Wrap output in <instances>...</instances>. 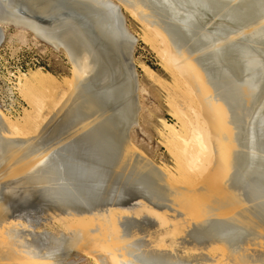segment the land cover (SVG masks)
I'll list each match as a JSON object with an SVG mask.
<instances>
[{"label":"bare ground","instance_id":"obj_1","mask_svg":"<svg viewBox=\"0 0 264 264\" xmlns=\"http://www.w3.org/2000/svg\"><path fill=\"white\" fill-rule=\"evenodd\" d=\"M49 1L0 0V26L4 32L12 24L18 27L24 41L30 30L56 49H64L60 43L63 40L75 44L76 51L71 55L64 49L73 62L71 74L57 76L43 71V67L21 74L19 91L31 110L25 109L23 115L13 119L0 105V180L19 173L18 178L0 181V264H61L38 254H24L27 250L23 241L7 230L13 226L17 218H12L20 209H34L46 200L65 207L64 219L89 224L96 213L87 217L82 211L92 213L101 210L98 207L115 203L125 206L139 198L132 209L123 211L155 215L158 219L155 223L166 231L173 226L171 231L175 235L182 233L184 226L192 227L188 233L191 240H182L187 245L174 251L168 248L169 241L161 238L131 258H118L115 251L108 250L109 244L93 241L91 245H100L99 250L106 253L101 258L103 264H184L180 262L183 253L191 259L188 264H264V231H256L259 227L264 230V194L254 187L250 197H246L232 188L231 183L241 164L243 111H248L249 105L256 106L258 94L264 89V57L249 48L241 53L244 67L239 68L235 61L227 59V51L222 56L221 52L214 53L223 47L233 57V45L264 25V4L254 19L237 25L235 30L220 23L225 25L221 28H228L231 33L222 29L214 33L211 26L200 44H189L172 25L159 23L167 17L196 25L193 15L178 12L176 0H102L114 4L116 9L123 7L124 19L130 13L141 21L145 38L170 70L169 79L161 80L149 65L143 64L148 78L159 81L166 90H173L169 94L173 96L170 105L180 123L179 129L167 124L169 133L165 142L175 160L159 164L132 136L133 129L141 126L140 113L145 109L141 92L148 91L138 77L134 55L138 37L127 28L126 21L123 25L119 20L124 34L110 20L109 28L114 34L111 37L110 32L106 37L109 45L96 55L76 27L71 29L68 39L66 33H52L56 25L38 21ZM134 19L131 23L137 26ZM108 48L113 53H108ZM121 57L129 65L122 86L125 93L117 95L122 96L121 100L112 105L110 98L100 103L82 83L94 71L99 73L102 85L109 82L114 70V74H123ZM55 122L56 132L62 135L59 141L82 132L62 150L67 151V158L76 152L75 159L79 156L97 159L100 169L93 173L98 176L96 186L81 187V182H75L80 176L87 177L88 171L77 174L69 159L50 170L41 164L34 168L33 163L40 155L37 153L26 154L21 164L15 162L21 150L17 144L28 141L16 137H28ZM226 212L232 213L219 217ZM237 224L242 226L234 231L231 225ZM246 225L248 232L243 230ZM76 230L91 238L88 230ZM81 239L78 234L69 239L70 249L85 246L89 249L83 251H91L94 246L80 242Z\"/></svg>","mask_w":264,"mask_h":264},{"label":"rangeland","instance_id":"obj_2","mask_svg":"<svg viewBox=\"0 0 264 264\" xmlns=\"http://www.w3.org/2000/svg\"><path fill=\"white\" fill-rule=\"evenodd\" d=\"M175 1V0H173ZM177 10L180 13L186 15H193L192 18L196 20V25L191 26L186 20H177L174 18L168 19L164 17L161 25H172L179 33L184 34L185 39L189 44H200L203 41V34L206 30L212 26L214 33L218 34V30L222 29L223 32L231 33L228 28H221L225 26L220 23L229 24L233 30L237 25H244L256 17L257 12L261 5L264 4V0H176ZM211 1V4L209 2ZM80 2H85L81 4ZM102 0H50L46 6V12L44 16H48L52 19V24L59 27L67 21H75L78 25L82 26L88 33L92 34L96 39L100 47V51L107 47L106 37L110 34L112 27L111 21L104 18L100 11H95L90 8L88 4L101 7ZM97 7V8H98ZM122 13L124 8H121ZM128 18H125L127 28L132 30L138 37V42L134 50V55L137 58V70L138 77L143 85L146 86L148 91L141 92V101L145 105V109L140 113V127H135L132 132V136L135 141L142 147L144 152L153 159L156 163H171L174 161V157L171 155L169 147L165 140L168 136L169 129L167 124L175 125L178 129L180 123L172 111L170 101L173 100V96L169 97V94L173 91L162 88L159 81H153L147 77L143 64L149 65L158 75L160 79H169L170 70L165 66L163 58L153 47L152 43L145 38L143 28L140 26L141 21L134 19L132 14H127ZM151 20L155 18L150 17ZM134 19L137 26H134L131 21ZM217 22V23H215ZM211 24V25H209ZM217 28V29H216ZM235 28V29H234ZM237 30H241L238 28ZM114 32H111V37ZM46 43V44H44ZM45 45L50 46L53 50H49L45 55V66L43 71H50L55 75L71 74L74 66L70 55L63 49H56L55 46L36 37L32 31H28L26 34V40L20 38L19 29L17 26L9 25L6 27L5 37L0 44V99L6 103H12L14 100V86L19 82L20 68L22 67L24 60L28 55L34 56L42 53ZM233 57H231L229 49L219 47L214 53L222 54L226 52L228 60L235 61L239 68L244 67V61L241 57V53L249 48L264 57V25L257 28L253 33H247L243 39L233 45ZM109 49V48H108ZM113 53L109 49L108 53ZM124 56V55H123ZM236 56V58H235ZM108 57V56H107ZM106 57V58H107ZM108 59V58H107ZM120 67H122L123 74H114L106 84H101V79L95 71L89 75V78L82 83V86L87 87L91 94L97 98L100 103H103L105 99L110 98L109 104H114L115 100H121L122 96L117 97L121 92L125 93V88H122L124 75H126L127 63H124L123 57L120 58ZM119 59V60H120ZM238 60L239 63L236 61ZM224 64V63H223ZM218 66V64H216ZM42 67L41 65L37 66ZM37 69V68H34ZM244 72V70H241ZM241 72V73H242ZM19 86V85H18ZM24 98L23 94L21 93ZM112 97V98H111ZM27 102V100L24 98ZM28 104L27 110H31ZM248 111L244 112L241 118L243 123L244 139L242 147L241 164L237 169V173L233 176L232 185L234 189L242 192L246 197H250L251 188L257 187V191L264 194V89L258 94L257 104L254 108L251 105L247 108ZM13 119H16L15 117ZM57 122L52 124L47 129L41 128L38 132L29 134L28 137H16L20 140H28L26 142H20L17 147L21 150L18 151V155L15 158L17 164H21L25 161L24 157L29 153L40 154L37 156L36 161L33 163L34 168L38 165H42L44 169L50 170L57 163L66 162L70 160L75 165L76 173H82L88 171L87 177L80 176L75 182H81V187L84 185L94 184L95 171H99V163L95 158H84L83 156L74 158L76 152H72L73 156L67 158V151L62 150L69 145L73 139L80 137L81 133L77 135L59 141L62 138L60 132H56ZM81 155V153H79ZM58 155V156H57ZM56 156L58 157L56 160ZM86 165V167H85ZM33 169V165H32ZM19 173L7 175L1 177L0 181H6L9 178H18ZM21 177V176H20ZM88 181V182H87ZM49 183L45 184L46 187ZM78 186V185H76ZM249 194V195H248ZM75 199V198H72ZM112 199V198H110ZM118 199L115 200L117 202ZM139 199L131 200V202L125 206L115 204H109L107 206L98 207L89 213L82 211L87 217L94 215L93 222L89 224H77L72 223L63 217L67 214L62 212L64 209L57 204H50L46 200H43L34 209H20L18 210L12 219L14 221L13 226L6 228L10 233L23 241L24 249L27 250L24 254L39 255L44 258L59 260V257L63 253L70 249L69 239L82 237L80 242L89 243L92 249L91 251H83L81 256L76 259L73 264H103L102 256L106 255L105 252L100 251V245L90 244L91 242L102 241L109 244V249L115 251L118 258H131L141 249H145L149 244H157L161 238H165L169 241V249L174 250L182 248L187 244H184L182 240H191L188 233L191 232L192 227L184 226V230L179 235L172 233L170 227L168 231L165 227L156 224L157 217L148 212L137 214L135 211L127 212L126 209H132V206L137 203ZM248 204V202L246 203ZM66 206V205H65ZM67 207V206H66ZM229 207V206H226ZM68 208V207H67ZM72 212H75L72 209ZM232 213V212H231ZM230 212L222 213L219 217H228ZM259 214V213H258ZM242 225H231L235 231ZM76 228L88 230L91 238H87V234L83 233ZM245 232H248V225L244 226ZM256 231L261 233L264 231L262 227L256 228ZM181 237H184L181 239ZM182 241V242H181ZM181 243V244H180ZM89 249V247L85 248ZM94 249V250H93ZM175 251V250H174ZM132 254V255H130ZM184 255V256H183ZM182 260L184 264L190 263V257L188 254L183 253Z\"/></svg>","mask_w":264,"mask_h":264},{"label":"water","instance_id":"obj_3","mask_svg":"<svg viewBox=\"0 0 264 264\" xmlns=\"http://www.w3.org/2000/svg\"><path fill=\"white\" fill-rule=\"evenodd\" d=\"M81 4H85V2H83ZM100 4H101L100 8L98 6H94L93 4H88V6L92 9H94L95 11H100V13L107 20L109 19V21L112 20V21L116 22L115 24L117 26V30L119 29L120 32L125 34L126 31L123 30V28H122L123 26L119 25L120 21L123 25H124V22L126 21L124 19V16H123L121 9H116L117 7H115L114 4L104 2V1H102ZM38 21L44 22L46 25L52 23V19L50 17H48V16L46 17L44 15H41V17L38 18ZM10 25H12V24H10ZM74 27L79 29V31L82 33L83 37H85V39L87 40V43L89 44L90 48L93 50V52L96 55L101 53V51H100L101 49L99 47L97 39L92 34L88 33L87 30H85L82 26L78 25L77 22H75L74 20L73 21H67L64 24L60 25L59 27L54 28L55 30L52 31V33L56 34V35L66 33V35L68 36V39H69V33L74 29ZM4 37H5L4 29L2 26H0V41H2L4 39ZM67 41H69V40H67ZM60 43H61V46L65 50H67L70 54L73 52H76L74 49L75 44H72L71 42H66L63 40H61ZM125 67H127V70L125 69V71L127 73L129 70L128 69L129 65H126ZM96 72L97 71H95V73ZM97 74L99 75L98 72H97ZM85 248H86L85 246L75 247V248H72V249L65 251L63 253V255H61L59 257L58 262L61 264H73V263H75L76 259H78L81 256V253L83 252V249H85Z\"/></svg>","mask_w":264,"mask_h":264},{"label":"built area","instance_id":"obj_4","mask_svg":"<svg viewBox=\"0 0 264 264\" xmlns=\"http://www.w3.org/2000/svg\"><path fill=\"white\" fill-rule=\"evenodd\" d=\"M46 44V43H44ZM53 50V48H50V46L45 45V48L42 50V53L34 56H30L27 54L24 63L22 67L20 68L19 77L21 74L27 73L31 68H35L39 65H41L43 68L45 66V57L44 55L49 51ZM19 79V78H18ZM19 82L15 83L14 86V100L12 103H6L2 98L0 99V105L2 108L6 111L5 113H11L14 117L23 115V112L25 109H27L28 104L22 97L20 91H19Z\"/></svg>","mask_w":264,"mask_h":264}]
</instances>
